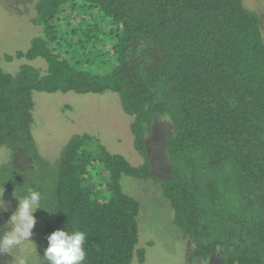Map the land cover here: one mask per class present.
Masks as SVG:
<instances>
[{
  "label": "trees",
  "instance_id": "16d2710c",
  "mask_svg": "<svg viewBox=\"0 0 264 264\" xmlns=\"http://www.w3.org/2000/svg\"><path fill=\"white\" fill-rule=\"evenodd\" d=\"M31 12L41 33L26 51L0 56V147L13 156L0 164V189L40 192L43 261L47 237L66 229L85 233L84 264L144 262L140 203L123 192L126 176L160 188L196 259L264 264L258 15L243 0H33ZM36 92L116 94L142 162L91 133L73 135L47 162L34 139ZM157 130L163 177L150 163Z\"/></svg>",
  "mask_w": 264,
  "mask_h": 264
},
{
  "label": "rangeland",
  "instance_id": "374dc122",
  "mask_svg": "<svg viewBox=\"0 0 264 264\" xmlns=\"http://www.w3.org/2000/svg\"><path fill=\"white\" fill-rule=\"evenodd\" d=\"M243 1L258 15L264 37V0ZM32 3L33 0H0V56L4 52L26 51L32 38L41 33L38 26L30 23ZM19 62L24 64L26 60L6 63L5 67L15 70ZM35 63L43 65L40 61ZM116 97L110 92L102 95L34 93V139L40 155L52 163L73 135L91 133L98 136L110 152L123 155L133 165L140 164L142 157L133 148L129 118L122 112ZM160 132L157 130L155 140L150 143V148L155 143L151 148L150 163L154 174L163 177L167 157L159 143L164 136L162 130ZM16 153L23 155L21 150ZM12 157L11 152L0 147V164L7 163ZM121 187L124 193L140 203L139 244H146L142 264H212V256L207 260L194 257L192 242L171 223L170 205L156 184L123 176ZM4 199L10 202V208L8 213L0 214V224L9 219L18 205V201L5 191ZM38 225L39 221L30 240H21L12 248L0 251V264H45L38 253L42 244Z\"/></svg>",
  "mask_w": 264,
  "mask_h": 264
},
{
  "label": "clouds",
  "instance_id": "9594fccd",
  "mask_svg": "<svg viewBox=\"0 0 264 264\" xmlns=\"http://www.w3.org/2000/svg\"><path fill=\"white\" fill-rule=\"evenodd\" d=\"M4 191L0 193V214L8 213L10 208V202L4 199ZM13 198L18 201V205L9 219L0 224V251L12 248L21 240H30L37 223L34 214L42 210L39 191L29 189L22 197H17L14 191ZM47 243L48 246L43 252L45 264H84V232L57 229L47 237Z\"/></svg>",
  "mask_w": 264,
  "mask_h": 264
}]
</instances>
